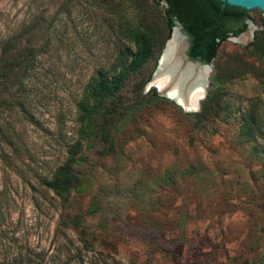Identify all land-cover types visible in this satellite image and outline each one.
I'll use <instances>...</instances> for the list:
<instances>
[{
	"label": "rangeland",
	"instance_id": "rangeland-1",
	"mask_svg": "<svg viewBox=\"0 0 264 264\" xmlns=\"http://www.w3.org/2000/svg\"><path fill=\"white\" fill-rule=\"evenodd\" d=\"M163 6L0 0V43L20 29L32 28L35 43L40 29L51 37L25 82L24 109L0 110V264H264V154L252 146L263 139L247 142L238 128L264 98V13L247 11L251 34L246 27L240 40L219 43L212 99L195 124L188 114L204 99L187 112L146 96L157 93L144 81L167 39ZM145 28L152 52L118 91L107 136L82 140L73 169L83 189L63 210L42 182L77 139V103L92 75H112L132 50L130 31Z\"/></svg>",
	"mask_w": 264,
	"mask_h": 264
},
{
	"label": "trees",
	"instance_id": "trees-1",
	"mask_svg": "<svg viewBox=\"0 0 264 264\" xmlns=\"http://www.w3.org/2000/svg\"><path fill=\"white\" fill-rule=\"evenodd\" d=\"M160 0H153L154 4ZM163 20L166 38L171 27L177 21L181 31L187 36L188 58L209 63L215 56L218 45L228 36H235L246 28L247 11L227 5L219 0H162ZM35 33L32 28L20 29L0 43V110L24 109L25 82L32 74L39 56L47 51L51 45L48 29H40V42L35 43ZM132 50L122 52L113 63V73L108 76L104 71H97L91 76L85 93L77 103L76 113L79 130L77 139L65 148V156L59 164L44 179L43 186L58 199L63 210L68 205L70 194L81 191L83 184L73 169V164L82 161L78 155L82 140H91L99 135L105 138L108 126L117 112L119 104L117 96L129 73L141 67L149 58L154 37L150 29H135L130 31ZM251 48L257 54L263 50L261 38L254 35L250 42ZM126 55V56H124ZM149 78L144 81L147 82ZM264 84V81H263ZM264 89V86L262 87ZM146 96L152 100H164L154 90H149ZM212 94L207 93L201 102L198 112L188 114L196 124L208 111ZM244 111L238 126L240 134L247 142H254L255 136L263 139V143L253 148L264 154V98L257 97ZM92 211V207L88 209ZM21 264V261H18ZM25 264H40L39 260L26 258Z\"/></svg>",
	"mask_w": 264,
	"mask_h": 264
},
{
	"label": "bare ground",
	"instance_id": "bare-ground-1",
	"mask_svg": "<svg viewBox=\"0 0 264 264\" xmlns=\"http://www.w3.org/2000/svg\"><path fill=\"white\" fill-rule=\"evenodd\" d=\"M248 29V33H250L254 26L250 25ZM234 39L240 40V37ZM166 49L168 54L164 73L160 77L154 78L153 83L160 88L170 89L172 94L178 95L186 104L193 103L200 92L202 78L208 71V67L186 63L182 68H179L180 61L185 55V44L184 38L175 28Z\"/></svg>",
	"mask_w": 264,
	"mask_h": 264
},
{
	"label": "water",
	"instance_id": "water-1",
	"mask_svg": "<svg viewBox=\"0 0 264 264\" xmlns=\"http://www.w3.org/2000/svg\"><path fill=\"white\" fill-rule=\"evenodd\" d=\"M219 1L224 2V3H226L227 5H230V6H235V7L242 8V9H244L246 11H249L251 9H257V10H259V11L264 13V0H219ZM246 27H249V26L246 25ZM174 28L178 31V33L181 35V37H183V38L187 37L181 31L180 24L177 21H175L174 25L171 27L169 36L165 40L164 45H163V47L161 49V52H160V54H159V56H158V58L156 60L155 68L152 71L151 76H150L149 80L146 83V87L151 86V85L154 86L158 95L163 96L164 98L173 101L183 111H187V112L188 111H196L199 108V103H198L199 100L200 99H204L206 94H207L206 88L208 86V73L211 70V65L209 63H202V62H200L198 60H193V59L188 58V56L186 54V49H187L188 43H187V45H185V55H184V57H182V60L180 61L179 68H182V66L184 64H186V63L189 64V65H200V66L208 67V71L206 72V74L202 78V84H201L200 92L195 97L193 103L186 104V102L181 100V98L178 95L172 94L170 89L160 88V87L156 86L153 83L154 78L160 77L162 75V73H164L166 59H167V54H168V50L166 48H167L168 42L171 39V36H172ZM239 34H237L235 36L231 35L230 37H232L234 39L237 36H239Z\"/></svg>",
	"mask_w": 264,
	"mask_h": 264
}]
</instances>
